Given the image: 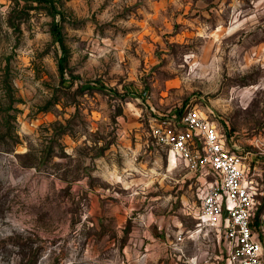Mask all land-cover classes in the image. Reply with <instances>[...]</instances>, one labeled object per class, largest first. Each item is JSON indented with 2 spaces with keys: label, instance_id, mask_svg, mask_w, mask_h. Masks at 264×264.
Instances as JSON below:
<instances>
[{
  "label": "rangeland",
  "instance_id": "374dc122",
  "mask_svg": "<svg viewBox=\"0 0 264 264\" xmlns=\"http://www.w3.org/2000/svg\"><path fill=\"white\" fill-rule=\"evenodd\" d=\"M53 1L0 0V264H227L199 174L153 127L216 121L262 218L264 0Z\"/></svg>",
  "mask_w": 264,
  "mask_h": 264
},
{
  "label": "built area",
  "instance_id": "2783aa9c",
  "mask_svg": "<svg viewBox=\"0 0 264 264\" xmlns=\"http://www.w3.org/2000/svg\"><path fill=\"white\" fill-rule=\"evenodd\" d=\"M176 120L177 127H153V134L199 174V225L224 237L227 264H264V240L254 233L262 186L250 176L249 152L196 109L185 108ZM258 227L264 238V215Z\"/></svg>",
  "mask_w": 264,
  "mask_h": 264
},
{
  "label": "trees",
  "instance_id": "16d2710c",
  "mask_svg": "<svg viewBox=\"0 0 264 264\" xmlns=\"http://www.w3.org/2000/svg\"><path fill=\"white\" fill-rule=\"evenodd\" d=\"M39 2H44L46 3L52 10V12L54 14H58L60 13V11L58 10L55 2L53 0H37ZM52 34L54 36V39L59 42L63 48H64V37H63V33H62V28H61V25L58 21H55L53 23V26H52ZM65 71H66V65H65V56H63L61 58V61H60V72H61V75L64 76L65 74ZM260 217H257L256 218V224L259 226L260 224ZM259 222V223H258Z\"/></svg>",
  "mask_w": 264,
  "mask_h": 264
},
{
  "label": "bare ground",
  "instance_id": "6f19581e",
  "mask_svg": "<svg viewBox=\"0 0 264 264\" xmlns=\"http://www.w3.org/2000/svg\"><path fill=\"white\" fill-rule=\"evenodd\" d=\"M172 160H173V158H172Z\"/></svg>",
  "mask_w": 264,
  "mask_h": 264
},
{
  "label": "crops",
  "instance_id": "0c3cea01",
  "mask_svg": "<svg viewBox=\"0 0 264 264\" xmlns=\"http://www.w3.org/2000/svg\"><path fill=\"white\" fill-rule=\"evenodd\" d=\"M263 240H264V238H263Z\"/></svg>",
  "mask_w": 264,
  "mask_h": 264
}]
</instances>
